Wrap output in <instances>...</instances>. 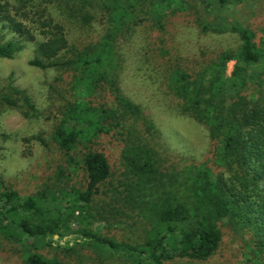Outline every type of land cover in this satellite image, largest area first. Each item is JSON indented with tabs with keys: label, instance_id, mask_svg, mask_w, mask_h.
Returning a JSON list of instances; mask_svg holds the SVG:
<instances>
[{
	"label": "trees",
	"instance_id": "trees-1",
	"mask_svg": "<svg viewBox=\"0 0 264 264\" xmlns=\"http://www.w3.org/2000/svg\"><path fill=\"white\" fill-rule=\"evenodd\" d=\"M200 1L209 9L239 0ZM64 2L70 9L77 7L86 25L93 14L83 8L96 7L105 22L99 35L70 42L61 24L45 18L35 20L43 36L36 39L4 2L0 3V57L12 58L26 42H33L29 63L54 71L48 97L57 114L50 142L62 157L60 170L65 177L59 174L56 179L65 180L67 186L83 170L86 184L83 190L45 185L24 196L2 181L0 241L19 244L24 264H65L57 256L41 253L45 246L65 254L86 247L100 262L165 264L175 257L208 258L222 236L216 221L227 218L250 228L264 251V47L256 45L254 33L224 17L204 22V30L211 24L220 31L230 24L240 43L211 53L201 51L202 60L191 66L176 61L169 69L167 89L179 99L183 114L207 127L212 145L206 163L167 168L142 132H150L151 121L119 85L117 42L138 26L148 42L157 40L154 34L160 40L170 18L181 11L180 0ZM19 7H15L17 15L29 17ZM4 29L16 38L5 39ZM164 53L167 56L169 50ZM231 60L234 65L228 74ZM4 108L27 116L34 105L23 90L10 86L0 90V110ZM103 140L120 146L119 183L129 193V201L152 219L154 234L144 243L117 244L86 227L72 226L79 223L75 214L79 203H89L99 184L110 177L109 161L95 146Z\"/></svg>",
	"mask_w": 264,
	"mask_h": 264
},
{
	"label": "rangeland",
	"instance_id": "rangeland-1",
	"mask_svg": "<svg viewBox=\"0 0 264 264\" xmlns=\"http://www.w3.org/2000/svg\"><path fill=\"white\" fill-rule=\"evenodd\" d=\"M4 2L11 6L12 15L15 14L18 20L31 28L36 39H42L43 36L35 20L49 18L61 24L70 42H84L88 36L95 38L105 24L101 12L94 6L83 8V12L93 14L86 25L77 7L72 6L73 9H70L64 0H0V3ZM180 2L183 6L181 11L170 18L167 32L160 33V40L154 34L153 38L158 41L148 42L142 26H138L117 42L121 59L118 66L121 90L139 105L143 116L151 121L150 132H142L150 146L158 151L163 165L178 169L188 164L206 163L212 142L207 127L183 114L179 99L167 89L169 69L176 61L191 66L193 61L202 60L201 51L211 53L225 47L235 48L240 43L238 34L230 24L220 31L211 24L205 30L202 29L204 22L212 23L218 17L249 28L254 33L256 45L264 47V0H239L220 8L219 5H213L209 9L200 0ZM12 6H20V13L26 12L29 17L17 15ZM3 34L5 39L16 38L8 29H4ZM160 43L163 45L160 46ZM166 50L169 53L164 56ZM33 57V42H26L24 48L12 58L0 57V90L17 87L30 96L34 105L27 116L16 109L0 110V190L3 188L2 181L24 196L34 194L45 188V185L83 190L86 184L83 170H79L67 186L65 180L58 182L56 179L59 174L63 177L60 166L64 164L50 142V132L57 114V106L48 97L54 71L30 64ZM233 65L232 60L227 63L228 74ZM141 129L144 127L141 126ZM95 146L106 155L111 174L99 184L89 203H79L75 211L79 223L72 226L86 227L117 244L144 243L154 234L152 219L149 213L129 201V193L119 183L120 146L106 140ZM216 226L222 236L218 248L208 258L175 257L165 261V264H264V251L258 248L250 228L236 225L227 218L217 220ZM80 247L66 254L58 248L47 246L39 251L48 257L57 256L65 264H127L118 259L100 262L90 249ZM18 248L19 244L1 240L0 264H24Z\"/></svg>",
	"mask_w": 264,
	"mask_h": 264
}]
</instances>
